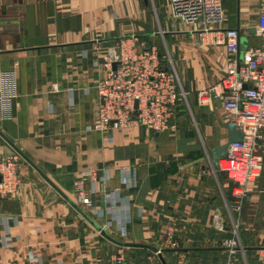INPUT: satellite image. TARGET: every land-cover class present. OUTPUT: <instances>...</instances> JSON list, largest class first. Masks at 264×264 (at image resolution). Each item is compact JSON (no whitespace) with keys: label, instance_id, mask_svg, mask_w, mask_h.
I'll use <instances>...</instances> for the list:
<instances>
[{"label":"crops","instance_id":"1","mask_svg":"<svg viewBox=\"0 0 264 264\" xmlns=\"http://www.w3.org/2000/svg\"><path fill=\"white\" fill-rule=\"evenodd\" d=\"M223 1L226 16L229 2L235 4L234 18L227 16L225 26H240L241 35L250 37L246 47L259 46L257 31L250 34L248 28L256 30L260 2ZM131 35L147 45H162L178 62L186 97L160 132L141 125L86 131L96 118L93 86L102 73L91 60ZM216 35L173 24L166 0H0V69L13 73L16 93L9 114L0 115V158L21 157L16 192L0 195V214L13 217L8 231L0 226V264H27L29 253L42 264H162L148 248L105 238L63 197L74 200L79 172L101 175L105 167L110 176L95 182L93 196L102 215L80 208L101 226L110 219L103 193L120 190L128 198L130 221L124 236L115 226L107 229L114 239L149 244L159 237L161 244L165 232H171L178 246L163 248L167 264H226L229 248L223 240L232 237L237 245L232 264H264V130L261 175L238 200L213 160L215 149L230 137L222 101L201 103L197 96L218 82L230 59L225 46L214 42ZM131 168L136 185L126 188L122 169ZM118 213L124 215L121 209ZM216 216L226 221L225 233L216 230ZM139 249L149 254L144 258ZM118 256L121 263H116Z\"/></svg>","mask_w":264,"mask_h":264},{"label":"built area","instance_id":"2","mask_svg":"<svg viewBox=\"0 0 264 264\" xmlns=\"http://www.w3.org/2000/svg\"><path fill=\"white\" fill-rule=\"evenodd\" d=\"M258 1L256 31L261 43L259 46L246 47L240 58L238 50L241 31L225 26L227 16L223 0H166L168 15L173 24L196 29L200 34L216 32L214 42L225 46L230 55L218 82L201 88L197 96L201 103L209 98L220 99L228 123H233L242 134L241 140L229 143L215 162L216 169L225 173L241 189L239 193L232 192V196L238 200L245 195L247 184L255 181L263 168L259 140L264 130V0ZM91 65L102 73L93 86L97 100L96 118L85 126L86 131L106 132L110 128L141 125L160 132L170 126L178 104L186 97L169 53L162 51L155 43L147 45L140 42L135 35L119 38L115 44L108 45L99 58L91 60ZM15 96L13 73L0 69L1 116L9 114ZM20 158L17 153L0 158V195L16 192ZM102 171L103 174L99 175L93 170H83L73 182L72 201L81 208H87L92 216L98 217L102 215V210L93 201L95 182L107 180L110 176L107 167L102 168ZM122 184L126 188L136 185L134 168L122 169ZM103 195L109 205L106 211L110 219L101 227L107 230L115 226L116 232L124 236L130 221L128 198L122 196L120 190L104 192ZM119 209L124 211L122 217L118 213ZM216 217V230L225 233L226 221ZM12 219L11 215L0 214V226H5L8 231V223ZM231 232L235 234L236 225ZM8 234L5 243L11 239ZM223 244L229 248L226 264H232L231 254L237 246L236 239H224ZM177 246L171 232H165L162 243L157 247L158 252L162 253L165 247ZM115 260L121 263L123 257L118 256ZM27 264L42 262L29 253Z\"/></svg>","mask_w":264,"mask_h":264},{"label":"water","instance_id":"3","mask_svg":"<svg viewBox=\"0 0 264 264\" xmlns=\"http://www.w3.org/2000/svg\"><path fill=\"white\" fill-rule=\"evenodd\" d=\"M239 32L242 30L240 26H237L236 28ZM248 31L250 34L255 33V27H249ZM27 34H28V43L30 46L35 44V20H34V11H33V6L30 4L27 7ZM240 44H239V50H238V56L241 58V53H242V47L245 49L246 46L244 45V36H240ZM245 87V85H244ZM229 132H230V137L228 141L222 145L219 146L218 148L215 149L214 154H213V160L216 162L217 158L220 157V155L225 151L227 145L233 141H238L241 140L242 134L239 130L236 129L235 125L233 123H229ZM63 197L72 205L73 208H75L80 214H82L105 238L108 240L120 244V245H125V246H134V247H144L148 248L153 252H158V247L150 244H142V243H125V242H119L118 240L114 239L112 236L109 235L107 232L106 228L101 227L98 225L87 213H85L78 205H76L71 199L63 195ZM158 257L161 260L162 264H167L165 260L162 257L161 252H158Z\"/></svg>","mask_w":264,"mask_h":264},{"label":"rangeland","instance_id":"4","mask_svg":"<svg viewBox=\"0 0 264 264\" xmlns=\"http://www.w3.org/2000/svg\"><path fill=\"white\" fill-rule=\"evenodd\" d=\"M234 11H235V4H234V2L233 1H230L229 2V5H228V7H227V16L229 17V18H234ZM257 14H258V12L256 13V18H257ZM255 24V23H254ZM248 39H250V37H247V36H244V40H243V42H245L244 43V45L246 46L247 45V43H248ZM161 43V42H160ZM159 46L162 48V45H160L159 44ZM242 49L244 50V48L242 47ZM172 58V57H171ZM177 61H174L173 60V65H174V67H175V69H176V71L177 72H179V70H180V68H178L177 67ZM182 102H183V99H182ZM184 105V104H183ZM223 175H224V179H226L228 182H229V185L230 186H228L229 187V189H231V192H233V193H239L240 192V188L236 185V184H234L232 181H230L228 178H227V176L225 175V173H223ZM229 192H230V190H229ZM230 226V225H229ZM159 241V237H156V238H154L153 239V241L152 242H150L149 244H151V245H155L156 247L157 246H159L160 245V243L158 242ZM140 251H139V253H141L142 254V256L145 258V256L146 255H148L149 254V250H145V249H139ZM162 254V253H161ZM151 255H153V254H151ZM154 256H157L156 254H154ZM165 256V255H164ZM166 257H167V255H166ZM164 259H165V257H163ZM124 260H125V254H124ZM146 260V259H145ZM154 262H158L157 261V259H156V257H154L153 259H152ZM166 260V259H165ZM147 261V260H146ZM147 264H149L148 262H147ZM154 264V263H153Z\"/></svg>","mask_w":264,"mask_h":264},{"label":"trees","instance_id":"5","mask_svg":"<svg viewBox=\"0 0 264 264\" xmlns=\"http://www.w3.org/2000/svg\"><path fill=\"white\" fill-rule=\"evenodd\" d=\"M231 191V190H230Z\"/></svg>","mask_w":264,"mask_h":264}]
</instances>
